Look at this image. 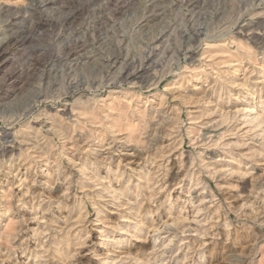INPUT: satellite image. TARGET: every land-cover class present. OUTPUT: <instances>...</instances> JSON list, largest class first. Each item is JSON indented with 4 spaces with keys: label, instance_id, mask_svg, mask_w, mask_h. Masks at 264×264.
<instances>
[{
    "label": "rangeland",
    "instance_id": "rangeland-1",
    "mask_svg": "<svg viewBox=\"0 0 264 264\" xmlns=\"http://www.w3.org/2000/svg\"><path fill=\"white\" fill-rule=\"evenodd\" d=\"M255 113L264 0H0V264H264Z\"/></svg>",
    "mask_w": 264,
    "mask_h": 264
},
{
    "label": "bare ground",
    "instance_id": "bare-ground-1",
    "mask_svg": "<svg viewBox=\"0 0 264 264\" xmlns=\"http://www.w3.org/2000/svg\"><path fill=\"white\" fill-rule=\"evenodd\" d=\"M251 95V94H250ZM248 105V104H247ZM245 106V105H244ZM254 107V106H253ZM256 107V106H255ZM247 108H249L248 106H246V108L244 109V110H246ZM255 109V108H254ZM254 109H253V112H255L254 111ZM248 111L250 110V109H247ZM241 112H243V111H241ZM251 113V112H250ZM243 114V113H242ZM252 114V113H251ZM248 115H250V114H248ZM252 117H253V119H252ZM251 117V123H253V122H255V120H258L257 122H263L264 123V121L263 120H261L260 118L261 117H259V114H256L255 113V115L254 116H252ZM263 119V118H262ZM254 120V121H253ZM250 123V122H249ZM203 124V123H202ZM254 124H256V123H254ZM253 124V125H254ZM260 124V123H259ZM258 124V125H259ZM255 126V125H254ZM257 126V125H256ZM262 129H264V127L262 128ZM262 131V130H261ZM264 132V131H263ZM88 167V166H87ZM94 171V170H93ZM93 173V172H92ZM87 175H88V173H87ZM96 178V177H95ZM104 179H108V178H98V181L101 183V185H102V181L104 180ZM99 183V184H100ZM104 184V183H103ZM85 185V184H84ZM94 194V193H93ZM113 196H117L115 193L114 194H112ZM94 202V201H93ZM104 203V202H103ZM95 204V203H94ZM101 205V204H100ZM104 206V205H103ZM99 215V214H98ZM98 221V220H97ZM121 229V228H120ZM120 232H122V235H123V230L121 231V230H119ZM101 232V234H102V232L103 231H100ZM148 232V231H147ZM104 233V232H103ZM117 236H120V234H118ZM105 237V236H104ZM122 237V236H121ZM116 238V237H115ZM105 240H107L108 242H113V241H111L112 240V238L111 239H103V238H98L97 239V246L100 248L101 246H102V242L103 241H105ZM115 241V240H114ZM116 242V241H115ZM115 244H117V243H115ZM119 244V243H118ZM107 246V245H106ZM113 247V246H112ZM115 250V249H114ZM103 251H104V248L103 249H101V250H99L98 251V254H96V255H98V256H101V259L103 260V261H105L104 263H106V262H114L113 260H114V258L115 257H112V256H114L115 255V253H113L112 251V253H103ZM110 251V250H109ZM120 252V251H119ZM112 254H114V255H112ZM119 255V254H118ZM100 257H98V259H99ZM119 258H120V256H119ZM115 260H117L116 258H115ZM119 261L121 260V258L120 259H118ZM123 260V259H122ZM103 261H102V263H103ZM110 264H112V263H110Z\"/></svg>",
    "mask_w": 264,
    "mask_h": 264
}]
</instances>
